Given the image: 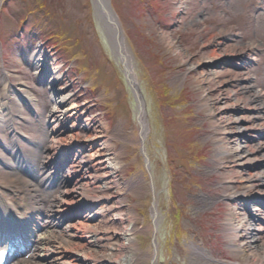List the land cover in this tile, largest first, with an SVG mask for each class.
Instances as JSON below:
<instances>
[{
	"label": "rangeland",
	"instance_id": "rangeland-1",
	"mask_svg": "<svg viewBox=\"0 0 264 264\" xmlns=\"http://www.w3.org/2000/svg\"><path fill=\"white\" fill-rule=\"evenodd\" d=\"M109 3L144 99L146 133L142 146L147 165L138 139L137 104L93 0H0V91L3 72L7 71L11 85L18 83L16 78L22 80L38 103L37 113L23 103L22 113L27 118L14 121L36 147L19 143L33 158L37 146L45 148L48 141L44 122L51 106L49 89L38 83L32 59L24 57L39 46L41 59L47 65L43 69H50L57 77V90L67 96L61 109L70 110L69 120L74 118L80 126L76 131L92 137L104 134L121 163L117 180L107 181L103 191L108 197L105 205L112 208L104 217L111 220L117 213L131 210L139 229L135 233L138 250L152 252L154 241V261L140 257L136 264L237 262L228 247L224 227L228 213L242 211L238 208L241 202L226 196L228 182L224 175L229 174L230 168L225 158L214 154V142L229 138L223 131L229 114L223 111L224 118L220 119L217 112L222 103L218 100L221 86L227 76L202 72L211 67L210 62L224 66L229 54L216 58L222 45L250 42L254 57L246 69L254 86L264 94V0ZM208 56L215 57L214 61H208ZM207 98L213 102L212 113L200 107ZM8 101H12L10 96ZM249 132L251 138L261 139ZM3 133L9 142V130L4 128ZM133 138L135 142H128ZM261 141L260 145H252L255 150L264 148V139ZM98 143L94 141L92 151L85 149L80 155L95 153ZM67 144L69 148L73 146ZM73 153L77 156L76 150ZM39 158L30 160L39 165ZM95 160L84 163V174L90 175L91 165L104 173V164H96ZM263 167L264 159H259L251 171ZM24 177L19 170L0 168V193L17 208L28 202V192L20 181ZM132 179L139 182L135 189L127 185ZM229 186L236 188V183ZM38 193L45 194L41 188ZM118 194L125 199L122 205L116 202ZM111 225L116 231L123 223L115 218ZM119 239L112 238L116 243H120ZM189 243L202 247L210 258L206 261L190 256Z\"/></svg>",
	"mask_w": 264,
	"mask_h": 264
},
{
	"label": "bare ground",
	"instance_id": "bare-ground-1",
	"mask_svg": "<svg viewBox=\"0 0 264 264\" xmlns=\"http://www.w3.org/2000/svg\"><path fill=\"white\" fill-rule=\"evenodd\" d=\"M113 46L112 43L115 53ZM252 49L250 42L240 45H222L216 58L228 53L229 57L223 62L224 66L210 62L211 67L202 72L210 76L216 74L227 76L226 83L221 86V96L218 100L222 103L219 104L217 112L220 114V119L224 118V115H221L223 111L227 110L229 114L230 120L226 122L228 124L225 123L227 126L223 127L224 133H227L229 138L214 142V154L218 158H225V162L229 165V174L232 175L228 173L224 175V179L228 182L226 196L241 202L238 208L243 211H231L225 219L224 231L227 235L228 247L238 259L237 262H231L232 264H264V200H260L264 199V167L251 171L254 163L264 159V148L255 150L256 147L252 146L264 139V94L254 86L253 79L246 69L248 60L253 59ZM125 50L130 77L138 85L131 71L132 58L126 48ZM31 56L35 59L34 73L38 69L40 71L37 73H45L41 70L43 61L39 54L36 56L33 52ZM213 56L206 58L208 61H214ZM228 65L232 66L231 69L227 68ZM3 74L0 91V167L14 169L15 165L19 161L22 163L23 160L17 157L16 159V152H13L16 149L15 138L19 135V130L13 125V121L20 122L27 118L22 113L23 102L31 105L32 108L36 107V103L28 86L22 80L16 78L18 84L12 87L8 80L9 73L4 71ZM45 75L46 81L50 80L51 84L54 80L58 81L54 74L52 77L49 73ZM60 93L61 91L51 93L50 140L42 156L45 159L50 158L48 162L52 167L53 163H58L62 159L61 153L65 151L62 148L67 146V143L73 145L71 148L76 150L77 156L73 154L69 156L72 163L70 174L67 176L68 180L62 184L57 185L53 181V175H25L20 180L28 192L30 203L28 210H18L7 197L0 193V216L4 218L20 216L26 219L25 222L29 225L28 233H26L27 245L31 242L30 248L23 255H21L22 252L14 255L8 264H136L140 257L151 258V261H154L156 257L154 241L152 252L142 253L137 248L135 233L139 229L134 225V212L128 210L124 214L117 213L111 220L104 217V214L112 208L105 205L108 197L103 191L107 188V181L117 180L121 163L113 155L110 141L104 134L92 137V135L79 134L75 128L69 129L63 126V121L69 117V111L61 109L67 96ZM9 96L12 101H8ZM140 98L142 100L143 97L140 96ZM142 102L140 101V105ZM212 103L207 98L200 107L212 113ZM136 115L140 123L138 139L142 142L146 133L143 107ZM3 127L8 128L11 133V145L4 143ZM250 130L261 139L251 138ZM94 141L99 142V149L86 157L81 156L80 153L82 154L83 150L94 146ZM128 142L133 143L135 140L133 138ZM53 150L57 152H51ZM12 152L13 159L10 157ZM25 158L27 159L26 156ZM95 158L96 164H104V173L91 165L90 175L86 172L84 174V163ZM24 165L25 168L35 171L28 160L24 161ZM26 176H34L36 185L34 186L30 177ZM138 183V179H132L127 185L135 189ZM231 183H236V188L229 186ZM42 185L48 189L53 185L56 189L48 192L50 196L47 200L38 194L37 186ZM115 199L118 205L125 203L121 194H118ZM32 214L43 216L42 227L32 226L29 223ZM155 214L154 207L152 209L154 226ZM115 218H119L123 223L116 231L111 225ZM74 219H77L76 223L73 222ZM74 230H77V234ZM114 236L120 238V243L113 242ZM188 247L190 256L206 261L210 258L202 247L194 243H189Z\"/></svg>",
	"mask_w": 264,
	"mask_h": 264
},
{
	"label": "water",
	"instance_id": "water-1",
	"mask_svg": "<svg viewBox=\"0 0 264 264\" xmlns=\"http://www.w3.org/2000/svg\"><path fill=\"white\" fill-rule=\"evenodd\" d=\"M93 5L95 7L96 13L98 14L99 21L102 25V29L105 33V36L109 38L110 43L114 44L115 52L117 53L119 57V61L122 67V73L124 75L125 81L133 95V98L137 104V113L140 112V110L143 107L144 110V102H142L140 96H142L138 85L134 82L133 79L130 77V72L127 65V56L124 53V45L122 43L121 39V29L118 23V20L116 18V15L114 11L112 10L109 0H93ZM113 41V42H112ZM140 101L142 102L140 105ZM136 113V114H137ZM138 115H136L137 118ZM138 120V118H137ZM139 123V120H138ZM140 124V123H139ZM141 151L145 159V163L147 165V157L145 153L143 152L142 148V142H141Z\"/></svg>",
	"mask_w": 264,
	"mask_h": 264
}]
</instances>
